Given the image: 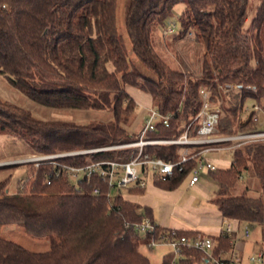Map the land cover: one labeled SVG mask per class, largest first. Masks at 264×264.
<instances>
[{"label":"trees","instance_id":"obj_1","mask_svg":"<svg viewBox=\"0 0 264 264\" xmlns=\"http://www.w3.org/2000/svg\"><path fill=\"white\" fill-rule=\"evenodd\" d=\"M250 1L257 2L251 18L247 13ZM180 3L184 5L180 31L172 33L171 41L179 49L181 43H191L188 35L192 34L194 63L178 51L171 60L172 45L164 44L161 51L155 45L156 40L163 43L162 31L174 6ZM123 26L121 33L116 23V0H0V75L8 84L49 109L111 115L107 122L81 125L37 119L26 109L0 101V135L27 145L24 155L129 142L134 135L123 125L131 124L137 105L127 88L150 95L154 109L170 118L168 127L158 123L149 138L179 137L201 109V87L209 93L212 104L220 99L219 89L224 91L228 114L220 119L218 133L231 135L258 128L253 112L244 120L241 112L246 102L260 105L264 99V0H126ZM130 57L136 62H130ZM138 63L152 76L144 74ZM145 150L163 160H177L181 147ZM119 154H91L89 158L115 159ZM86 158L63 161L82 165ZM18 167L0 166L4 174L0 178V264H151L140 251L146 239L139 238L132 228L144 219L155 224L148 208L125 200L120 192L98 180L81 184L85 194H78L66 178L47 186V167L37 170L30 187L25 186L22 192L16 189L9 196L6 189ZM194 167L191 160L182 173L155 185L176 189ZM242 174L256 179L255 196L249 194L250 185L239 188ZM210 178L217 184L213 204L221 216L258 226L264 243V143L236 150L229 168L218 169ZM94 187L100 189L99 196L91 194ZM8 226L48 240V249L30 251L4 238L1 231ZM161 230L156 225L153 235ZM178 233L186 237L202 234ZM232 238L212 237L214 252L229 250ZM184 255L178 264H194L200 258L197 253ZM172 258L171 253L165 255L162 264H172Z\"/></svg>","mask_w":264,"mask_h":264},{"label":"built area","instance_id":"obj_2","mask_svg":"<svg viewBox=\"0 0 264 264\" xmlns=\"http://www.w3.org/2000/svg\"><path fill=\"white\" fill-rule=\"evenodd\" d=\"M173 30L162 31V36L172 34ZM201 109L192 122L183 127L182 134L173 139L149 138L148 134L155 130L158 123L165 127L169 125V117L160 115L156 109H149L143 119L142 127L137 136L129 142L104 146L95 149L59 152L54 154L32 153L9 160L4 165H17L25 168V175L18 180L16 189L22 192L24 187H30L36 180L37 170L47 167L44 183L49 186L55 180L66 178L78 194H85L81 184L89 185L98 180L114 191L128 192L130 189L146 190L149 184L165 183L172 179L175 173H182L184 165L194 160L195 167L187 177V188H193L200 180L201 173H213L218 170L206 158L209 153L224 152L233 161L236 150L248 145L264 143V125L259 124L255 130L235 131L231 135L218 133L217 126L221 119V110L210 102V95L205 88L198 91ZM249 113L261 111L259 105L246 108ZM256 116V115H255ZM253 117V121L258 118ZM194 132L193 135L191 133ZM180 146L177 160H163L146 152L147 147ZM121 153L115 159L90 160L89 155L99 153ZM87 157L85 164L73 165L64 162L66 158ZM33 170L31 174L30 170ZM242 178L240 177V180ZM100 195V189L94 187L91 192ZM127 226V225H126ZM155 224L149 219L132 225L139 238L146 239L145 247L153 249L157 246H167L173 255L172 264H178L184 259L185 253L200 254L194 264H264V254L247 257L244 262L237 245L246 242L250 235V226L221 216L220 235L233 236L229 250L215 253L216 243L212 237L196 234L193 237L179 235L177 230H161L155 232ZM241 232V237L239 233ZM148 236H151L147 239Z\"/></svg>","mask_w":264,"mask_h":264},{"label":"rangeland","instance_id":"obj_3","mask_svg":"<svg viewBox=\"0 0 264 264\" xmlns=\"http://www.w3.org/2000/svg\"><path fill=\"white\" fill-rule=\"evenodd\" d=\"M125 1L126 0H116V23L118 25V28L121 33L124 32V26H123V14H124V8H125ZM257 5L256 1H250L249 6L247 8V13L249 15V18H251L255 13V6ZM184 5L183 4H177L174 6L172 11V16L170 21L166 25V30H173L174 34H177L180 31V24H179V18L181 16V13L183 11ZM160 34V33H159ZM125 37V40L127 41V37L125 34H123ZM172 36L173 34H169L166 37H163V43H158L156 40V46L158 45V50L161 51L164 44L172 45L171 50H169V58L173 60L177 56V52H181L182 54L188 55V60L190 63L195 62L194 54L195 52L192 50L193 46V39L194 36L192 34L188 35V39L191 41L189 44H180V48H175L176 45L172 43ZM165 55V54H164ZM133 59L134 61H131ZM130 62L135 63V59L133 57H130ZM139 64V63H138ZM140 65V64H139ZM141 66V65H140ZM141 69L144 74L147 76H152L151 73H149L147 70H145L142 66ZM132 90V89H130ZM220 92V99L218 102L213 103V106H217L221 110V118L225 116V114L228 112V106L226 103H224V97L222 94L224 91L222 89H219ZM131 95H135V91L129 92ZM148 96H146L147 98ZM0 101L4 103H10L13 105H17L23 109H26L32 113V115L37 119L42 120H58V121H66V122H74L76 124H88L89 122L98 121V122H107L111 119V115L108 112H97V111H91V110H70V109H49L43 106H40L18 91L14 90L7 82V80L0 75ZM212 103V102H211ZM255 103L252 101L246 102V104L243 107V110L241 112V120H244L249 115V111H246V108H251L252 105ZM137 105V104H136ZM260 107L263 109L258 112L254 113L255 118H258V122L261 125H264V99L260 100ZM150 108L154 109L153 102L150 101ZM228 114V113H227ZM138 115L139 110L136 109L135 114L132 117V122L130 125H123L126 132H128L131 135L137 136L141 130L142 125L140 122H138ZM146 115V114H145ZM137 117V118H136ZM143 123V120H142ZM27 145H25L22 141L19 139H16L14 137H10L7 135H0V165H4L5 162L9 160H15L19 157L24 156L26 154ZM212 153H209L206 155V158L209 159L216 168L218 169H227L230 166V159L225 158L224 152H218L217 155L218 158H214V155H211ZM25 168L18 167L14 168L12 171V177L9 181V185L6 189V194L11 196L16 193V186L18 183V180L25 175ZM3 173L0 172V178L3 177ZM201 176L207 180L206 176L207 173L203 171L201 173ZM210 182V181H208ZM247 185H250L251 191L249 194L252 196H255L258 190L257 181L253 177H249L248 174H242L241 182L239 183V188L245 187ZM214 186L212 189L209 190H203V194L194 192L192 190H186L184 186H180L178 191L183 192V197L179 203V206H182L184 204V200L187 198H194L199 202V204L196 206L197 211H200L202 209L210 210L212 212H215L216 208L213 203H207L205 200V196L210 197L213 191L217 189V184L214 183ZM256 191V192H255ZM260 193V191H259ZM123 196L126 194L123 192ZM250 235L248 239H246V250L244 252L243 260L244 262H247V257L258 254L260 251L264 254V243L261 236V230L258 226L252 225L250 226ZM1 235L4 238L10 239L27 250L35 251V252H43L48 249V240L45 239H39L31 237L30 235L26 234L22 228L17 226H8L2 229ZM241 237V232L239 233ZM140 251L142 254L146 255L150 261L151 264H162L163 258L165 255L171 253L170 249L166 246H157L153 249L145 248L144 245L141 246Z\"/></svg>","mask_w":264,"mask_h":264},{"label":"crops","instance_id":"obj_4","mask_svg":"<svg viewBox=\"0 0 264 264\" xmlns=\"http://www.w3.org/2000/svg\"><path fill=\"white\" fill-rule=\"evenodd\" d=\"M126 91L137 104V109L139 110L138 122L142 125V120L146 112L150 109V101L152 102V99L150 95L135 88H127ZM130 91H135V95H131L129 93ZM146 96L148 97L146 98ZM217 153H212L211 155H214V158H218V156L215 155ZM225 158L227 157L225 156ZM231 162L230 160V163ZM210 174L211 173H207V180L201 176L199 182L193 188H187V180L180 186H184L186 190H192L203 194V190L216 187L210 178ZM179 187L173 190H166L155 184H149L142 193H137L135 189H130L123 197L129 202L139 205L141 208H148L152 213L155 224L162 230L197 231L213 238L218 237L221 232V214L216 206L215 212L206 209L197 211L198 209H196V206L199 202L192 197L185 199L184 204L179 206L183 197V192L178 191ZM216 190L213 191L210 197L203 195L207 203H213ZM237 248L244 257L246 243H239Z\"/></svg>","mask_w":264,"mask_h":264}]
</instances>
